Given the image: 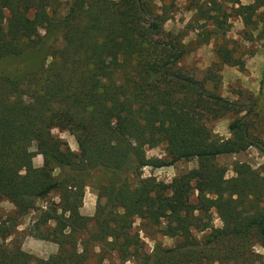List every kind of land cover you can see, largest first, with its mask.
Wrapping results in <instances>:
<instances>
[{
  "label": "trees",
  "instance_id": "obj_1",
  "mask_svg": "<svg viewBox=\"0 0 264 264\" xmlns=\"http://www.w3.org/2000/svg\"><path fill=\"white\" fill-rule=\"evenodd\" d=\"M54 1L0 0V203L15 208L6 218L0 213V264H89L93 248L102 259L114 254L125 262L141 247L131 233L134 218L178 240L155 248L147 264H262L252 247L264 250V168L238 163L226 179L214 162L251 147L264 156L247 120L257 115V99L242 105L214 90L221 66L243 68L227 39L230 19L264 23V0H186L191 22L205 28L201 42H214L217 61L205 80L178 67L187 51L163 30L177 0L160 13L152 0H68L63 13ZM206 81L215 83L212 91ZM228 114L236 118L224 139L209 123ZM53 129L68 131L78 153ZM162 145L166 160L146 157ZM37 155L40 167L33 166ZM182 160L197 165L169 184L141 176L144 167ZM96 174L104 182L87 217L80 208ZM53 192L58 202L41 210L26 234L57 246L40 259L15 240V223ZM211 210L221 226L197 240L192 231L209 224Z\"/></svg>",
  "mask_w": 264,
  "mask_h": 264
},
{
  "label": "rangeland",
  "instance_id": "obj_2",
  "mask_svg": "<svg viewBox=\"0 0 264 264\" xmlns=\"http://www.w3.org/2000/svg\"><path fill=\"white\" fill-rule=\"evenodd\" d=\"M68 0H55L52 3V8L59 9V13L65 12L64 2ZM153 4L157 8L155 13H160V10L167 5L168 0H152ZM243 5L250 3V0H241ZM171 7V6H170ZM194 16L193 11L187 10L186 0H177L174 2L172 8L165 15L167 18L162 27L164 32L172 33L179 36L181 39L187 54L182 58L178 67L183 69L188 74L192 75L198 80H205L206 73L217 59L213 53L214 42L209 40L207 43H202L205 28H196L192 21ZM56 19H51L53 23ZM262 20V19H261ZM232 25L230 31L227 33V39L231 40L230 47L234 48V56L242 63L243 68L239 69L237 66H221L219 76V83H217V89L214 90L219 96L242 105L249 103V96L257 99V115L249 114L247 120L252 125L251 132L253 135H258L260 140L264 143V23L261 21L252 26H244L241 18L233 16L230 19ZM200 25V24H199ZM43 32L40 31V36ZM30 42H34L33 39ZM215 83L206 81V88L212 91V87ZM247 111V108H246ZM236 118L233 114H228L216 121L209 123V126L214 134L227 139L230 138L228 132V125ZM52 135L65 141L71 151L78 153L77 143L75 138L70 135L68 131L53 129ZM31 151H35V147L31 148ZM146 157L148 159L157 158L160 160H166L164 153V146L146 150ZM218 166L225 168V178L230 179L235 177L234 167L235 164H246L252 170L261 172L264 168V156L259 153L255 148H249L244 152L238 154L221 155L214 161ZM42 164V158L37 155L33 158V166L40 167ZM197 165L196 160L179 161L170 167L151 168L144 167L141 170V176L143 178H150L154 183H171L176 177L181 176ZM98 175L92 176V178L86 183L84 190V197L80 213L87 217H92L95 213L98 199L96 188L99 184H103V180H96ZM99 183V184H98ZM136 183V179H132V185ZM198 195L197 191H194L190 200L196 201ZM58 202V193L53 192L44 199L37 202V211L31 212L24 217L17 220L16 231L14 238L24 245L25 252L29 253L33 257L40 259H47L53 255V243L36 240L28 237L26 234L29 228L37 221L39 213L44 210L51 203ZM14 206L3 201L0 203V213L2 218H6L8 215L13 214ZM210 222L202 230H193L192 234L197 240H202L204 236L210 231L212 227L219 228L221 226L214 210L209 212ZM54 223H50L53 226ZM90 229L93 228L91 224ZM132 234H138L141 242V247L137 252L132 253V256L125 262L118 259L114 254L111 256H104L102 259L99 255V249L93 248L89 251L90 260L89 264H147L148 259L151 257L155 248L169 249L176 243V238H170L163 236L158 232L156 226L150 225L145 221L134 218ZM12 238H8L7 241H11ZM55 245V244H54ZM56 247V245H55ZM29 250V251H28ZM253 253L256 255L255 259L258 263L264 264V250L258 245L254 244L252 247ZM102 260H101V259Z\"/></svg>",
  "mask_w": 264,
  "mask_h": 264
},
{
  "label": "crops",
  "instance_id": "obj_3",
  "mask_svg": "<svg viewBox=\"0 0 264 264\" xmlns=\"http://www.w3.org/2000/svg\"><path fill=\"white\" fill-rule=\"evenodd\" d=\"M52 246H53V253L54 252H56L57 251V246L55 247V245L54 244H52ZM22 249L25 251V249H24V245L22 246ZM29 251V250H28Z\"/></svg>",
  "mask_w": 264,
  "mask_h": 264
}]
</instances>
